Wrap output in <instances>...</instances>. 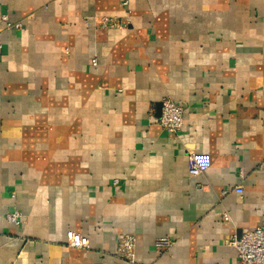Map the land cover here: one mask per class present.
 Returning <instances> with one entry per match:
<instances>
[{
	"label": "crops",
	"instance_id": "crops-1",
	"mask_svg": "<svg viewBox=\"0 0 264 264\" xmlns=\"http://www.w3.org/2000/svg\"><path fill=\"white\" fill-rule=\"evenodd\" d=\"M0 42V264H241L226 241L264 223V0H0Z\"/></svg>",
	"mask_w": 264,
	"mask_h": 264
},
{
	"label": "built area",
	"instance_id": "built-area-1",
	"mask_svg": "<svg viewBox=\"0 0 264 264\" xmlns=\"http://www.w3.org/2000/svg\"><path fill=\"white\" fill-rule=\"evenodd\" d=\"M98 27L106 29L119 26L120 24L114 18L102 17L99 18ZM16 26H19L17 24ZM1 49V42H0ZM95 59L92 64H95ZM183 108L175 104L171 99H163L161 102V112L158 118V125L168 133H177L183 127ZM211 164L210 155L202 152H193L189 154L190 174L196 175L206 171ZM6 219L13 223L21 222V214L15 210L5 215ZM227 219V215H223ZM79 235L74 237V245H80ZM136 239L131 234H125L119 238L117 245L118 257L134 261ZM173 241L168 237H160L155 240L154 246L156 249H167L172 245ZM226 243L237 250V255L241 264H264V223L261 225L244 229L239 235L231 236Z\"/></svg>",
	"mask_w": 264,
	"mask_h": 264
},
{
	"label": "water",
	"instance_id": "water-1",
	"mask_svg": "<svg viewBox=\"0 0 264 264\" xmlns=\"http://www.w3.org/2000/svg\"><path fill=\"white\" fill-rule=\"evenodd\" d=\"M159 107H161V103L159 104ZM159 116H160V113H159Z\"/></svg>",
	"mask_w": 264,
	"mask_h": 264
}]
</instances>
